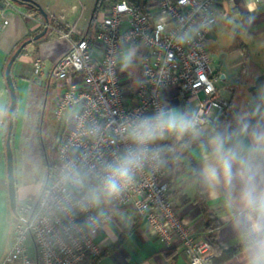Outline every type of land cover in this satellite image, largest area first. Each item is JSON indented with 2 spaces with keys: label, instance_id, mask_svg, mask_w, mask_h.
Wrapping results in <instances>:
<instances>
[{
  "label": "built area",
  "instance_id": "obj_1",
  "mask_svg": "<svg viewBox=\"0 0 264 264\" xmlns=\"http://www.w3.org/2000/svg\"><path fill=\"white\" fill-rule=\"evenodd\" d=\"M0 3L1 31L5 10L22 9L11 0ZM100 4L103 15L98 11L94 17L91 36L73 40L72 30H55L66 47L48 79L62 82L53 116L63 123V134L40 192L16 203L12 242L1 264H82L99 257L102 247L95 240L113 214L96 215L89 196L99 191L104 166L132 146L122 132L125 122L161 108L181 112L185 103L195 102L194 128L214 127L229 107L214 85L218 78L209 50L217 0H153L144 8L130 0ZM129 51L134 55L125 67ZM49 53L32 61L38 79ZM155 142L131 184L114 199L101 197L100 204L131 208L161 248L178 250L188 264H209L211 246L180 213L171 195V172L153 149ZM68 161L85 174L84 186L59 180Z\"/></svg>",
  "mask_w": 264,
  "mask_h": 264
},
{
  "label": "crops",
  "instance_id": "obj_2",
  "mask_svg": "<svg viewBox=\"0 0 264 264\" xmlns=\"http://www.w3.org/2000/svg\"><path fill=\"white\" fill-rule=\"evenodd\" d=\"M34 1L48 15V30L44 38L25 47L13 63L11 76L15 88L17 82L38 80L33 72L32 61L39 53L44 54L41 51L46 46L55 45L53 53L48 58L51 66L62 55L66 42L57 36L56 26H61L64 32L72 30L70 38L78 40L93 33L94 25L91 26V19L93 15L96 17L101 9V0ZM144 2L145 7H148L153 0H144ZM19 7L22 12L13 8L5 10L7 24L0 31V264L12 242V234L8 231L11 211L7 193L5 156L6 110L9 105V94L4 71L7 61L18 45L40 33L45 26L43 18L26 12L22 6ZM215 8L216 23L210 35L209 49L226 51L229 73L235 72L236 75L227 82L225 95L217 88L220 96L229 102L228 112L219 125L214 127L204 125L192 129L190 154L194 172L191 182L182 189L185 200L176 199L180 201L177 204L182 216L205 237L199 207L192 201L196 190L200 191L218 221L215 242L220 251L226 252L234 246L242 245L239 232L247 229L241 214L239 186L232 190L223 184L209 188L202 180L199 170L207 152L208 139L218 127L231 126L237 114L252 113L254 108H259L261 113H264V0H217ZM36 45H38L37 49ZM224 45L231 47L226 49ZM40 46L44 48L40 50ZM46 54L48 52L44 55ZM31 88L32 86L30 90ZM101 206L108 205L101 204ZM116 210L122 212L125 221L117 217L118 225L110 226L109 221L115 217L112 213L113 217L104 224L103 231L95 240L97 243L104 241L105 244L100 245L108 252L99 258L86 260L82 264H188L178 250L161 248L131 208ZM107 212H102L98 216ZM116 241L120 242L110 249ZM223 264H245L242 250Z\"/></svg>",
  "mask_w": 264,
  "mask_h": 264
},
{
  "label": "clouds",
  "instance_id": "obj_3",
  "mask_svg": "<svg viewBox=\"0 0 264 264\" xmlns=\"http://www.w3.org/2000/svg\"><path fill=\"white\" fill-rule=\"evenodd\" d=\"M133 55L132 51L124 55L125 67ZM193 128L192 119L176 107L129 118L122 132L132 146L104 166L99 191L90 194V203L99 205L101 197H118L152 153L149 144L165 135H183ZM199 174L209 188L223 184L232 190L239 186L241 214L247 224V229L239 232L245 264H264V113L259 108L237 114L231 126L218 127L213 132ZM59 180L82 187L85 174L75 162L68 161ZM90 221L96 226L93 218Z\"/></svg>",
  "mask_w": 264,
  "mask_h": 264
},
{
  "label": "rangeland",
  "instance_id": "obj_4",
  "mask_svg": "<svg viewBox=\"0 0 264 264\" xmlns=\"http://www.w3.org/2000/svg\"><path fill=\"white\" fill-rule=\"evenodd\" d=\"M103 15V11L99 10V16ZM61 31V30H60ZM55 45L46 46L43 52L53 53ZM63 46V45H62ZM226 49L230 48L231 45H224ZM38 45H36V49ZM35 53V52H34ZM37 55V54H36ZM34 55V56H36ZM38 55H42L39 53ZM212 58L215 59V54L211 53ZM51 63L46 59L44 61V72L40 78L36 81L30 80L26 83L17 82L16 94H17V105L13 114V130L11 135V148L13 154V168L15 178V190H16V203H20L40 192L43 184L47 179V170L53 164L55 158V151L51 148L47 150L46 159L42 156L40 151V143L34 132L37 130L38 119L41 112V107L44 101V94L47 92L45 112L49 124V131L46 135V139L50 137V132L56 129L57 125L62 124L60 120H57L53 116V107L59 90L61 89L62 82L50 81L47 83L49 72L51 70ZM39 81L41 85H39ZM38 84V85H37ZM48 84V85H47ZM216 88L219 89L220 93L225 95L227 93V82L216 79L214 82ZM30 86H32L30 90ZM195 102L191 106H194ZM185 165L181 169V175L177 179H172V190L171 195L174 201L176 198L185 200L182 189L191 182L192 170L187 160H183ZM192 184V183H191ZM180 201L177 200L176 203ZM112 211L115 217H113L109 224L110 226L118 225L117 217L125 221V217L120 210H111L108 206L103 207L101 204L96 205L95 213L99 215L102 212ZM10 220L8 223V231L12 234L13 232V213L10 214ZM97 243V242H96ZM100 244H105L103 241ZM101 246V245H100Z\"/></svg>",
  "mask_w": 264,
  "mask_h": 264
},
{
  "label": "trees",
  "instance_id": "obj_5",
  "mask_svg": "<svg viewBox=\"0 0 264 264\" xmlns=\"http://www.w3.org/2000/svg\"><path fill=\"white\" fill-rule=\"evenodd\" d=\"M131 2L135 3L138 7L144 8L145 2L144 0H130ZM20 6L25 8L26 12L33 13L38 17L42 16L37 11L36 7L31 5L28 2L23 3H17ZM94 24V15L91 19V26ZM44 27V26H43ZM58 30L63 31L64 29L61 26H56ZM93 33H89L86 35V37L91 36ZM22 44V43H21ZM20 44V45H21ZM18 45V47L20 46ZM17 47V48H18ZM51 80H47V83L49 84ZM47 84V85H48ZM16 109V107H15ZM229 107L225 110L223 118L225 117L226 113L228 112ZM7 111V110H6ZM15 112V110H14ZM182 113L187 114L191 119L193 116V109L188 103H185L183 108L181 109ZM222 118V119H223ZM222 119L219 121V123L222 121ZM217 123L215 126L219 125ZM193 135H192V129H190L187 133L183 135H167L166 139L164 141L155 142L153 144V149L158 151L163 159V163L169 168L172 179H177L181 175V169L183 165H185L184 159L187 160V163L191 167L192 173L194 172V164L191 158L190 154V147L192 143ZM51 169V167H50ZM50 169L47 170V175L50 172ZM192 201L197 204L199 207L202 219H203V232L205 234L206 239L208 240L211 250L213 251V258L210 260L209 264H223L225 261L229 260L233 256H235L238 252L242 250L243 244L234 246L231 249L227 250L226 252H222L219 250L216 242V230L218 228V221L214 214L209 209L204 197L201 195L199 190H196L194 193V196L192 198ZM120 241H116L110 249L116 247ZM108 251L102 248V251L99 255V257L105 255ZM171 252V251H170ZM174 252V251H172ZM98 257V258H99Z\"/></svg>",
  "mask_w": 264,
  "mask_h": 264
},
{
  "label": "water",
  "instance_id": "obj_6",
  "mask_svg": "<svg viewBox=\"0 0 264 264\" xmlns=\"http://www.w3.org/2000/svg\"><path fill=\"white\" fill-rule=\"evenodd\" d=\"M11 1L14 2L15 4L28 2L31 5L35 6L37 11L42 16L44 20V24H45L44 28L42 29L40 33L33 36L31 39L23 42L14 51V53L10 56L9 60L7 61L6 66H5V71H4L5 83H6V87H7L8 94H9V105L6 111L7 128H6V137H5L6 180H7L9 209L12 213H14L15 207H16V190H15V178H14V168H13V154H12V148H11V135H12V130H13V114H14L15 107L17 105V94H16V89H15V84L11 76V68H12L13 63L15 62V60L18 58V56L20 55V53L25 47H27L30 43L39 41L45 37L47 30H48L49 19L44 9L34 0H11ZM226 57H227L226 53L219 54L218 56L219 62L216 66L214 76L215 78L219 76L218 78L219 80L228 82L231 77H234L236 75V73L235 72L229 73V68L227 67V63H226ZM38 84L41 85V82H39Z\"/></svg>",
  "mask_w": 264,
  "mask_h": 264
},
{
  "label": "flooded vegetation",
  "instance_id": "obj_7",
  "mask_svg": "<svg viewBox=\"0 0 264 264\" xmlns=\"http://www.w3.org/2000/svg\"><path fill=\"white\" fill-rule=\"evenodd\" d=\"M210 52L215 54L214 56L215 59H213V74L215 75V69L219 62V58H218L219 54L226 53V56H227V52L217 51L215 49L210 50ZM217 78H219V76ZM46 97H47V92H45L44 94V101H43L41 112H40L39 119H38L37 130L34 132V137L36 135L38 142L40 143L41 154L45 159L47 156V150H50L51 148L54 151L56 150L55 147H57L58 143L60 142L62 138V134H63V129H64L63 123L60 125H57L56 129L53 132H50V137L46 139V135L48 134L49 124H50L48 117L46 116V112H45Z\"/></svg>",
  "mask_w": 264,
  "mask_h": 264
}]
</instances>
